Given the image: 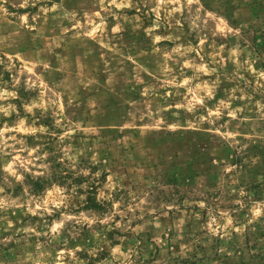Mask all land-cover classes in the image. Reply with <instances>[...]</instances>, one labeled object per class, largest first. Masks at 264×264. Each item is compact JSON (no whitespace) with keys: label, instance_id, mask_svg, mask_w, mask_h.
Segmentation results:
<instances>
[{"label":"rangeland","instance_id":"374dc122","mask_svg":"<svg viewBox=\"0 0 264 264\" xmlns=\"http://www.w3.org/2000/svg\"><path fill=\"white\" fill-rule=\"evenodd\" d=\"M0 264H264V0H0Z\"/></svg>","mask_w":264,"mask_h":264},{"label":"trees","instance_id":"16d2710c","mask_svg":"<svg viewBox=\"0 0 264 264\" xmlns=\"http://www.w3.org/2000/svg\"><path fill=\"white\" fill-rule=\"evenodd\" d=\"M96 201H97V200H94L93 204H94V203H97Z\"/></svg>","mask_w":264,"mask_h":264},{"label":"clouds","instance_id":"9594fccd","mask_svg":"<svg viewBox=\"0 0 264 264\" xmlns=\"http://www.w3.org/2000/svg\"><path fill=\"white\" fill-rule=\"evenodd\" d=\"M10 167V166H9Z\"/></svg>","mask_w":264,"mask_h":264}]
</instances>
